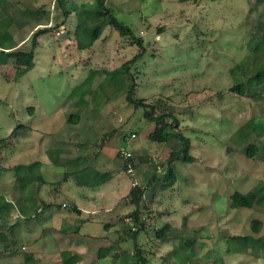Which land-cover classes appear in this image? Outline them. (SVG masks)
Here are the masks:
<instances>
[{
  "label": "rangeland",
  "instance_id": "obj_1",
  "mask_svg": "<svg viewBox=\"0 0 264 264\" xmlns=\"http://www.w3.org/2000/svg\"><path fill=\"white\" fill-rule=\"evenodd\" d=\"M7 1L0 19L9 15L11 50L31 49L33 32L46 26L35 25L39 17L50 28L36 39L31 69L16 77L12 57L0 64V138L4 139L0 190L6 192L2 195L12 196L10 189H18L21 199L20 189L43 186V180L27 181L23 168L17 170L21 177L16 179L17 164H33L29 172L39 175L41 169L42 179L69 176L72 182L78 164L55 171L38 164L37 160L51 159L47 149L56 155L57 146L63 148L61 156L57 152L63 162L77 157L85 165L95 163L105 169L102 173L112 174L106 181L109 188L129 190L121 201L123 212L115 215L119 205L105 219L119 218L110 232L72 241L70 249L66 248L70 243L52 240L45 230L30 240L22 226H14L24 220L23 215L14 218L22 213L19 206L13 213L4 211L0 264H62V249L79 255L76 264H132L135 245L144 264H264L262 247L257 252L229 251L233 235L264 238V84L249 85L248 74L243 76L245 94L230 90L249 67L246 42L259 37L264 44V0H105L117 21L142 44L137 46L130 36L107 26L83 50L73 37L74 15L68 17L66 29L55 27L63 19L57 0ZM82 1L92 0H65L64 5L68 9ZM139 51L125 81L131 82L132 76L136 97L158 101L155 111H170L178 121L170 131L190 143L193 160H174L173 174L166 179L168 156L181 148L180 140H152L154 122L144 116L143 107L127 102L124 91L99 88L104 71L119 67ZM81 97L87 101L83 107ZM70 113L80 115L77 124L67 122ZM62 126L67 137H55ZM250 145L253 154L247 155L244 150ZM121 148L131 153L130 173L122 165ZM132 187L144 190L137 206L129 203ZM251 190L257 192L251 207L233 206L232 193ZM55 207L39 211L34 219L49 221L51 213L61 210ZM136 208L138 220L131 215ZM254 220L260 222L256 231ZM165 224V236L157 237L155 231ZM99 230L91 225V232ZM28 251L30 262L25 261Z\"/></svg>",
  "mask_w": 264,
  "mask_h": 264
},
{
  "label": "trees",
  "instance_id": "obj_2",
  "mask_svg": "<svg viewBox=\"0 0 264 264\" xmlns=\"http://www.w3.org/2000/svg\"><path fill=\"white\" fill-rule=\"evenodd\" d=\"M7 0H0V9L4 6L5 3H7ZM58 5L62 9L63 13V19H61L55 27L59 28H65L64 25L66 23V19L69 16L71 12H75L76 16V22L73 29V37L75 39V44L78 49H87L88 47L92 46L93 42L97 40V38L100 36L103 28L107 26L113 27L121 36H130L133 38L132 42L136 44L137 46H141L142 40L140 38H136L132 35L131 30L117 21V19L112 15V12L109 8L105 5V0H92L89 2H83L78 6L71 5L68 9L64 5L65 0H57ZM41 15L47 17V13L45 11L40 12ZM9 16V15H8ZM7 16V17H8ZM3 17L0 19V64H3L6 62V60L10 57L14 59L15 64V76L21 75L25 73L27 70L31 69L33 66V49L37 42V37L40 34H43L49 30L48 22H42L41 17L38 18L35 25H41V23L46 24V26H42L38 29H36L32 34V47L28 51H22V50H11L14 46L13 42V36L11 32L8 30V24H9V18ZM252 39H255V41L250 40L247 41V47L250 50V57L248 58L249 67L242 70L241 74L239 75L238 81H235L233 85L230 87V90L239 94L243 95L246 92V88L243 82V76H246L250 74L247 77V83L251 86L257 87L262 84H264V44L261 42L259 37H253ZM142 51H139L138 53L134 54L132 58L129 60L123 62L119 67L104 71V76L102 81L99 83V88L103 89L104 87H109L112 90V93H120L124 91L125 93V99L129 103H133L135 107L141 106L144 108L143 114L148 119L154 122V129L151 133V139L155 140L156 142H165L171 137H176L181 142V148L177 151H171L168 156V165H167V173L165 174L164 178L166 179L169 175V173L172 175V163L175 160H183L186 162H191L193 160L192 156L189 154L188 150L190 147L189 139L187 137H182L180 134L172 133L170 131L172 127V123L174 125H177L178 121L172 113L167 110L165 111H155L157 109L156 103L158 102H146L143 98H138L135 96L134 87L135 83L131 76V82L125 81L124 75L128 73L130 69V65L134 63L136 59L139 58V55ZM242 77V79H241ZM82 86V85H81ZM85 89H88V87H85ZM92 95H96L95 91L92 92ZM80 100V107H83L87 104L86 99L81 97ZM161 102V100L159 99ZM163 103V101L161 102ZM167 106V105H166ZM156 108V109H155ZM164 110V109H163ZM80 120V115L77 113H70L67 117L68 123L77 124ZM264 131V127H263ZM3 141L4 139H1ZM254 147L248 146L245 148V154L251 155L253 154ZM49 156L51 157V161L56 163L57 165H67V169H69L70 166L73 167L74 165L78 164L74 168V175L73 180L78 185H85V186H96L103 182H105L108 178L110 173L108 172H98L95 169L89 167L88 165H85L83 163L84 159L81 160L73 159L72 161L66 160L63 162L62 157L57 156V152L60 153L59 150H56V155L54 153V149L50 150L47 149ZM72 162V165H70ZM79 163H83L82 167L79 165ZM65 165V166H66ZM26 166V169L24 168ZM33 164L28 165H14L13 169L15 171L25 170L28 180L27 181H34L37 180L42 181L43 179L40 178L39 175H35L29 172L30 168L33 167ZM36 166V165H35ZM70 173V172H68ZM21 177V171H17V177L16 179H20ZM69 177V176H68ZM67 176H65L63 179L57 180L54 183L60 184L63 182V180L68 179ZM17 181V180H16ZM26 189H37V187L32 188L28 187ZM23 190V189H20ZM29 193V191H27ZM144 190L139 187H132L129 191V201L130 203L134 204L135 206L138 205L139 200L141 196L143 195ZM30 194V193H29ZM255 195H257L256 191H248L247 193H241V192H234L230 195L231 203L233 206H244V207H251V205L254 202ZM36 201V200H35ZM35 204V203H34ZM13 205L11 202L7 201L5 196L0 194V216L3 215V212L6 211L7 213L12 209ZM73 209V207H72ZM75 212H78L79 210L77 208H74ZM25 212V211H24ZM28 214V213H26ZM131 215L134 219L138 220V210L137 208L134 209L131 212ZM260 222L258 220H254L252 222L253 230H257ZM167 227V224L163 225L161 228L157 229L155 231V235L159 238H163L165 236V229ZM230 238H232L233 241V247L232 249H229V251H232L234 253H243V252H249L254 251L257 252V247L263 248L264 251V238L258 237V238H252L249 235H233ZM262 239V240H261ZM187 241L185 245L188 243ZM136 244V242H135ZM189 245V244H188ZM136 252L134 253V261L132 264H144V258H141L140 249L137 245H135ZM105 253H99L98 256L104 255ZM60 258L62 261V264H76L77 261L80 260V257L78 254L75 253H69L68 251H62L60 253ZM31 254L25 252V261L30 262Z\"/></svg>",
  "mask_w": 264,
  "mask_h": 264
},
{
  "label": "crops",
  "instance_id": "obj_3",
  "mask_svg": "<svg viewBox=\"0 0 264 264\" xmlns=\"http://www.w3.org/2000/svg\"><path fill=\"white\" fill-rule=\"evenodd\" d=\"M83 2L84 1H82L81 3ZM81 3H78L74 6H78ZM73 15L75 16L74 12H71L69 14L68 16L69 20L73 18ZM61 128H62L61 134L55 137L58 136L67 137L63 131L64 127L62 126ZM69 137L70 135H68V138ZM69 140H73V139H69ZM56 148H57L56 150L60 151L59 155L61 156L62 155L61 150H63V148L58 146ZM45 157L48 158V156ZM37 161L40 162V163L38 162L40 167L41 166L43 168L46 167V170L49 171L54 170V168L56 167L57 169L55 170H60V168L62 169L67 168V166H64L63 164L61 165L62 167L58 168V166L60 165H57L56 163L52 162L51 159L47 161V159L44 158L43 160H37ZM86 165H88L91 168H94L98 172L105 171V169L95 165V163H91V164L88 163ZM38 173L41 174L42 170L39 169ZM51 173H49V175L54 174V172L52 174ZM111 176L112 174L110 173L109 178ZM57 180L53 181V178L50 176L48 179L46 178L43 179V183H42L43 186L42 187L40 186V188L21 190V199L19 198V194L17 192L18 189H10L12 196L8 197L7 195H5L6 200L11 202L13 205L12 209L10 210L12 213L14 209H17V206H19L20 211H22V213L17 212V214H13L14 218H16L15 220H18L17 218L21 217L22 215L24 218V220H19L14 223L15 228H19V226H22L21 231L23 233L24 232L26 233L27 231L28 232L27 234H30L28 235L30 237V240H35L36 237L38 235H42V231L45 230L46 232H48L47 234H50L51 236L50 238L52 240H56V241L61 240L63 241V243L64 242L70 243L69 245L67 244L68 246L66 247L70 249V245L72 241L76 242L79 241L80 239L90 240L96 236L97 237L103 236L104 235L103 233L110 232L109 230L110 225H113L115 221L116 222L119 221L118 217H116V219L118 218L117 220L116 219L105 220V219H108L110 209L111 210H113L114 208L117 209L119 205H120V209L119 211L117 209L115 215H117V213L123 212V209L121 207L122 206L121 201L123 202V200L125 199V196L127 194L126 192L129 190V187L124 191H120V189H115L114 187L109 188L108 185H106V183L108 182L107 180H106L107 182L105 181L96 186L78 185L74 182V180H72V182L68 180L65 181L63 180V182H61L60 184L54 183ZM110 183H112V181ZM50 186H52L53 188L49 189ZM3 190L2 189L0 190V194L6 193L5 189ZM27 191H29L30 194ZM14 194H15V200H14ZM53 206H56L55 208L59 206L61 210H58L57 213H51L49 215L50 216L49 221L45 219L44 220L34 219L36 217V214L39 213V211H42L43 209L48 210ZM74 208H77L79 211L78 212L73 211ZM63 224L67 225L65 229L62 227ZM94 224L98 226V228L100 229L96 233L90 231L91 225L93 226ZM102 225L105 228V230L101 231L100 226ZM69 249H64V250L62 249V250L69 251Z\"/></svg>",
  "mask_w": 264,
  "mask_h": 264
},
{
  "label": "built area",
  "instance_id": "obj_4",
  "mask_svg": "<svg viewBox=\"0 0 264 264\" xmlns=\"http://www.w3.org/2000/svg\"><path fill=\"white\" fill-rule=\"evenodd\" d=\"M134 136V134H132V137ZM120 151V155L122 156V159H123V161H122V165L125 167V169H126V171L128 172V173H130L131 171H132V165H131V160H130V158H131V153H130V151L129 150H126V149H124V148H121V149H119Z\"/></svg>",
  "mask_w": 264,
  "mask_h": 264
}]
</instances>
